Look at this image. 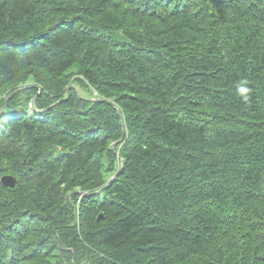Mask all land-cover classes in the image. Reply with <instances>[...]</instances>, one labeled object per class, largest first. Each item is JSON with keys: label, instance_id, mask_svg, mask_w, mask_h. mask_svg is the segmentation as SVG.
<instances>
[{"label": "trees", "instance_id": "1", "mask_svg": "<svg viewBox=\"0 0 264 264\" xmlns=\"http://www.w3.org/2000/svg\"><path fill=\"white\" fill-rule=\"evenodd\" d=\"M0 264H264V0H0Z\"/></svg>", "mask_w": 264, "mask_h": 264}, {"label": "water", "instance_id": "2", "mask_svg": "<svg viewBox=\"0 0 264 264\" xmlns=\"http://www.w3.org/2000/svg\"><path fill=\"white\" fill-rule=\"evenodd\" d=\"M94 99H96V98H94ZM33 105H34V101H32V106ZM118 110H119V113H121V110L120 109H118ZM113 148H115V144L113 145ZM114 177L111 180H113ZM1 181L3 182V184H5L6 186L11 187V188H14L17 184V178L15 176L9 175V174L2 176Z\"/></svg>", "mask_w": 264, "mask_h": 264}, {"label": "rangeland", "instance_id": "3", "mask_svg": "<svg viewBox=\"0 0 264 264\" xmlns=\"http://www.w3.org/2000/svg\"><path fill=\"white\" fill-rule=\"evenodd\" d=\"M18 90V89H17ZM5 175H7V174H5ZM4 176V175H3ZM2 178V177H1ZM111 179V178H110Z\"/></svg>", "mask_w": 264, "mask_h": 264}, {"label": "bare ground", "instance_id": "4", "mask_svg": "<svg viewBox=\"0 0 264 264\" xmlns=\"http://www.w3.org/2000/svg\"><path fill=\"white\" fill-rule=\"evenodd\" d=\"M119 114H121V113H119Z\"/></svg>", "mask_w": 264, "mask_h": 264}]
</instances>
